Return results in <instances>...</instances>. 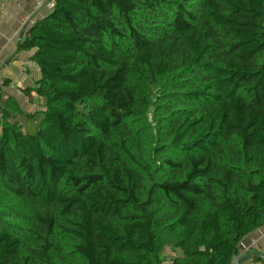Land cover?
<instances>
[{
	"label": "trees",
	"instance_id": "1",
	"mask_svg": "<svg viewBox=\"0 0 264 264\" xmlns=\"http://www.w3.org/2000/svg\"><path fill=\"white\" fill-rule=\"evenodd\" d=\"M17 51L40 107L0 87V264H233L264 227V0H55Z\"/></svg>",
	"mask_w": 264,
	"mask_h": 264
},
{
	"label": "crops",
	"instance_id": "2",
	"mask_svg": "<svg viewBox=\"0 0 264 264\" xmlns=\"http://www.w3.org/2000/svg\"><path fill=\"white\" fill-rule=\"evenodd\" d=\"M36 1L17 0L11 4H0V87L3 86L2 88L7 93L13 95L21 106L26 103L32 110L35 109L33 105H36L39 100L36 103H30L24 90L34 85L40 77V71L30 59L33 51L18 52L17 50L27 31L22 28V19L34 10ZM46 12L45 8L39 9L37 17H43ZM21 36L22 39H20ZM21 61H24L25 64H21ZM5 81L9 82L6 86H4ZM33 95L35 96V94ZM26 108L28 109V107ZM256 239L260 241V246L264 245V227L250 234L244 241L249 243ZM176 252L179 253V251ZM176 252L172 254H176ZM169 261L170 259L166 261V264H171ZM237 264H264V254H262V258L258 259L255 256Z\"/></svg>",
	"mask_w": 264,
	"mask_h": 264
},
{
	"label": "built area",
	"instance_id": "3",
	"mask_svg": "<svg viewBox=\"0 0 264 264\" xmlns=\"http://www.w3.org/2000/svg\"><path fill=\"white\" fill-rule=\"evenodd\" d=\"M14 2H17V0H0V4L2 5L11 4ZM54 6L55 0H37L34 10L24 16V18L22 19V28L28 29L30 25L37 21V11H39V9L45 8L46 10H50ZM21 64H25V62L21 61ZM256 251L264 254V245L260 246V241L258 239L253 240L249 243H246L245 241L241 242L238 254L233 260V264H237L243 256Z\"/></svg>",
	"mask_w": 264,
	"mask_h": 264
},
{
	"label": "water",
	"instance_id": "4",
	"mask_svg": "<svg viewBox=\"0 0 264 264\" xmlns=\"http://www.w3.org/2000/svg\"><path fill=\"white\" fill-rule=\"evenodd\" d=\"M20 39H22V36L20 37ZM253 256H257V258H262V253L261 252H252L250 254H247L245 256H243L239 261L238 263H241V262H244V261H247L249 259H251Z\"/></svg>",
	"mask_w": 264,
	"mask_h": 264
},
{
	"label": "rangeland",
	"instance_id": "5",
	"mask_svg": "<svg viewBox=\"0 0 264 264\" xmlns=\"http://www.w3.org/2000/svg\"><path fill=\"white\" fill-rule=\"evenodd\" d=\"M37 103L39 104L40 102H37ZM37 103H36V105H33V107L39 108L40 106ZM23 106H24V109H26V110H32V108L29 107V105H27L26 103H23ZM26 107H28V109ZM166 248L167 247H165V251H166L165 253L171 256L174 251L172 249H170L169 247L167 249Z\"/></svg>",
	"mask_w": 264,
	"mask_h": 264
}]
</instances>
